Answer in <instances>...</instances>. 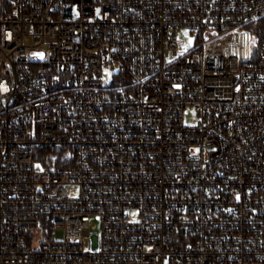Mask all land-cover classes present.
Instances as JSON below:
<instances>
[{
	"label": "built area",
	"instance_id": "obj_1",
	"mask_svg": "<svg viewBox=\"0 0 264 264\" xmlns=\"http://www.w3.org/2000/svg\"><path fill=\"white\" fill-rule=\"evenodd\" d=\"M7 8L0 264H264V0Z\"/></svg>",
	"mask_w": 264,
	"mask_h": 264
},
{
	"label": "trees",
	"instance_id": "obj_2",
	"mask_svg": "<svg viewBox=\"0 0 264 264\" xmlns=\"http://www.w3.org/2000/svg\"><path fill=\"white\" fill-rule=\"evenodd\" d=\"M0 7L1 9H8L7 7H9V0H0ZM251 28L254 30V34H255V39H256V43L257 46L254 50V54L257 53V50L259 49V45L262 43V41L264 40V18H261L257 21H255L254 23H252ZM54 151H58V153H61L62 150H59L57 148L51 149H43V150H39L38 152V156L45 162H51L52 161V154ZM46 155H47V159H46ZM50 158V160H49Z\"/></svg>",
	"mask_w": 264,
	"mask_h": 264
},
{
	"label": "snow or ice",
	"instance_id": "obj_3",
	"mask_svg": "<svg viewBox=\"0 0 264 264\" xmlns=\"http://www.w3.org/2000/svg\"><path fill=\"white\" fill-rule=\"evenodd\" d=\"M96 11H97V14H99L100 9H97ZM184 35H187V33H184ZM245 35H247V34H245ZM10 36H11V34L9 33V37H10ZM249 39H251L253 43L255 42V38H254V37H249ZM188 43H191V40H189ZM177 87H179V86L177 85ZM0 90H2V91H4V92H7V91H8V89H7L6 87H4L3 84H0ZM196 151H199V149H197ZM36 167L39 168L40 165H36ZM236 199L239 200V199H240V196L237 195V196H236ZM133 215H135V214H133Z\"/></svg>",
	"mask_w": 264,
	"mask_h": 264
},
{
	"label": "rangeland",
	"instance_id": "obj_4",
	"mask_svg": "<svg viewBox=\"0 0 264 264\" xmlns=\"http://www.w3.org/2000/svg\"><path fill=\"white\" fill-rule=\"evenodd\" d=\"M180 35L183 37V39L188 38V36L183 35V32H181ZM190 38H192V37H190ZM193 39H194V38H192V40H193ZM107 78L109 79V76H107ZM187 118H188V119H191V116H187ZM57 235H58L59 237L61 236V230H58V231H57Z\"/></svg>",
	"mask_w": 264,
	"mask_h": 264
}]
</instances>
